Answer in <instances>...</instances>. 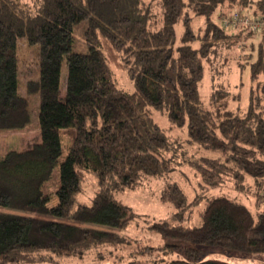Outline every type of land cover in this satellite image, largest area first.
<instances>
[{
    "label": "trees",
    "instance_id": "1",
    "mask_svg": "<svg viewBox=\"0 0 264 264\" xmlns=\"http://www.w3.org/2000/svg\"><path fill=\"white\" fill-rule=\"evenodd\" d=\"M35 1L32 12L16 0H0V37L12 34L36 48L37 78L26 79L25 88L39 97L40 134L38 142L0 157V207L26 213L0 210V264L26 263V255L39 252L82 256L124 239L113 230L125 229L133 212L115 193L176 167L167 154L168 132L151 116L153 109L173 126L185 127L188 143L215 153L188 161L201 185L215 188L227 176L238 179L242 174L256 184L264 179L262 49L249 64L254 85L242 114L228 107L230 92L223 84L209 94L212 109L204 107L199 94L205 60L217 43L259 28H227L224 20L251 5L264 17V0ZM178 23L183 28L177 42ZM197 23L203 27H195ZM76 27L82 30V48L74 37ZM101 40L118 53L132 92L116 85ZM3 54L0 38V133L27 129L30 123L29 98L3 87ZM61 133L71 140L63 159ZM87 174L96 182L89 204L77 201ZM50 184L55 185L56 202L48 205L45 189ZM159 199L174 208L168 218L150 225L166 239V253L176 256L166 264H245L209 258L215 251L264 255V209L254 215L237 200L206 198L199 224L192 225L185 223V214L199 205L197 195L188 200L170 182ZM141 249L149 252L151 247Z\"/></svg>",
    "mask_w": 264,
    "mask_h": 264
},
{
    "label": "rangeland",
    "instance_id": "2",
    "mask_svg": "<svg viewBox=\"0 0 264 264\" xmlns=\"http://www.w3.org/2000/svg\"><path fill=\"white\" fill-rule=\"evenodd\" d=\"M20 5L30 11H34L37 6L35 0H16ZM255 5L244 9V14H248L253 20H258L259 28L250 34L243 33L241 36L229 37L217 43L208 54L205 60L206 72L199 85L200 99L205 108L212 109L209 105L208 97L212 89L219 85H225L230 92L226 98L228 107L232 110L238 109L244 112L249 100V90L254 83L250 80L249 64L253 62L258 53H264V17L259 13H254ZM201 26L197 23L195 27ZM182 24L175 25L177 42L180 40ZM74 37L77 47L82 48L83 38L81 27H76ZM3 44V87L6 90H14L22 96L29 98L30 123L29 128L14 132L0 133V157L7 150H22L32 143L38 142L40 134L37 126V113L39 109V97L37 93L27 94L25 81L28 78H37L36 48L29 47L16 40L12 34H1ZM101 49L106 56L109 65L114 73L116 85L127 92L133 91V82L128 78L125 68L122 65L118 53L112 48L107 40H101ZM66 67H62V83ZM264 81V80H263ZM261 84L264 82H260ZM62 88V93H63ZM263 97L262 93L258 94ZM260 107L264 109V98ZM242 114V113H241ZM161 128L167 130L171 141L170 151L167 153L173 157L175 170L171 173H164L160 176H146L131 189H125L115 193V197L128 205L133 212V219L125 229L113 230L124 237L122 241L116 243H105L94 249L87 250L82 256H70L58 258L49 253L39 252L26 255L22 264H90L92 262H112L116 264H166V261L175 259L172 254H167L164 250L166 239L160 234L152 231L150 225L154 222L168 218L174 208L170 203L161 202L160 191L170 182H175L184 192L189 200L194 196L200 198L199 205L188 208L186 211L185 223L198 225L199 213L204 206V200L211 197H227L245 204L255 215L256 211L264 209V179L259 184L254 179L241 175L236 179L227 176L223 182L215 188H206L201 185V181L194 170L189 166L188 161L203 155L215 154L213 151L195 143H188L185 127L173 126L165 114L158 110H152L151 115ZM63 159L70 145L68 133H61ZM55 172L58 173L56 167ZM55 185H48L45 189L48 195V205L54 204L56 198L53 194ZM96 189V182L93 176L87 174L83 182V190L77 196V201L89 204ZM14 213L24 214L25 212L13 209H4ZM26 214V213H25ZM150 246L151 250H142L141 247ZM52 256V257H51ZM209 258L227 262H242L245 264H264V255H224L219 251L208 255ZM164 259V260H162ZM158 260V261H156Z\"/></svg>",
    "mask_w": 264,
    "mask_h": 264
},
{
    "label": "built area",
    "instance_id": "3",
    "mask_svg": "<svg viewBox=\"0 0 264 264\" xmlns=\"http://www.w3.org/2000/svg\"><path fill=\"white\" fill-rule=\"evenodd\" d=\"M258 20H253L248 14H239L237 10H233L230 15L224 20V25L229 28L235 24L250 25L252 27H259Z\"/></svg>",
    "mask_w": 264,
    "mask_h": 264
}]
</instances>
